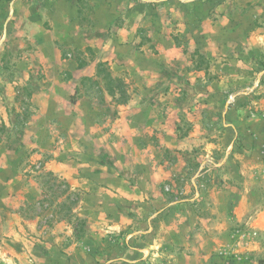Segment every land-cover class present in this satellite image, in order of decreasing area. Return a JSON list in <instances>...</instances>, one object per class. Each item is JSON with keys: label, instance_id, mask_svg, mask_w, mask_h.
<instances>
[{"label": "rangeland", "instance_id": "rangeland-1", "mask_svg": "<svg viewBox=\"0 0 264 264\" xmlns=\"http://www.w3.org/2000/svg\"><path fill=\"white\" fill-rule=\"evenodd\" d=\"M0 1V264H264V0H79L96 45L57 61L47 1ZM99 61L127 103L72 102Z\"/></svg>", "mask_w": 264, "mask_h": 264}, {"label": "crops", "instance_id": "crops-1", "mask_svg": "<svg viewBox=\"0 0 264 264\" xmlns=\"http://www.w3.org/2000/svg\"><path fill=\"white\" fill-rule=\"evenodd\" d=\"M46 1L47 3L40 4L39 10L31 7V12L29 14V17L32 18L33 24L38 25V57H54L56 61L57 57H63L62 51L58 47V42L78 48L96 45L94 40H96L97 37L93 36V39H91L84 30L80 29L81 21H79L78 17L79 0ZM86 1L94 4L95 2H100L102 0ZM0 4H2L1 1ZM104 13L106 14L101 15V17L96 20V27L93 26V29L98 28L103 30L111 26V23L113 22L112 19L115 15H111V11L109 12V10ZM31 36H35V34H31ZM55 68H58V71H62L63 69L75 70L78 68V63L73 59L68 60L61 58L60 63L56 64ZM78 211L82 214H86L84 211L87 212V214H90V205L84 204L78 209ZM186 255L191 258L199 256L198 254L194 256L189 254ZM188 261L190 263V259Z\"/></svg>", "mask_w": 264, "mask_h": 264}, {"label": "trees", "instance_id": "trees-1", "mask_svg": "<svg viewBox=\"0 0 264 264\" xmlns=\"http://www.w3.org/2000/svg\"><path fill=\"white\" fill-rule=\"evenodd\" d=\"M77 54L70 57L75 59L78 62L79 68H84L88 65H90L92 62L96 61V55L95 51L92 47H87L86 50H76ZM90 52L92 54V57H85L86 53ZM64 53V58H68ZM131 84L123 77L120 76H114L111 68L106 61H99L96 65L95 72L92 75L84 76L82 78V81L80 85H77L75 88V92L72 95V102L76 103L80 98L89 96V95H95L106 97V95H109L112 98V101L119 104H125L129 101L131 91H130ZM25 90H28V101L27 105L30 108L34 107V104L32 102V95L33 92L29 90L28 87L25 88ZM28 118V115L26 116ZM29 120H25L24 123L21 125L22 127L27 123ZM8 126L7 123H5L4 120H1L0 122V133H3L7 130ZM2 140V137L0 135V142ZM46 178H48V181L51 180H59L58 177L54 174L52 171H46L44 174ZM65 182V181H64ZM66 185L69 186V183L66 181ZM79 195L75 200V203H78L79 201Z\"/></svg>", "mask_w": 264, "mask_h": 264}]
</instances>
